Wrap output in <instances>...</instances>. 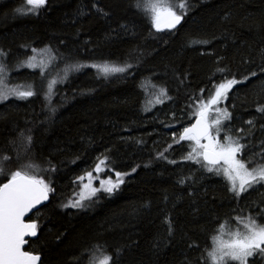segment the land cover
Listing matches in <instances>:
<instances>
[{
    "label": "trees",
    "instance_id": "trees-1",
    "mask_svg": "<svg viewBox=\"0 0 264 264\" xmlns=\"http://www.w3.org/2000/svg\"><path fill=\"white\" fill-rule=\"evenodd\" d=\"M135 3L47 0L38 15H21L16 9L26 8L25 0H0V49L8 53L6 75L13 85H31L37 93L0 103V156L13 157L9 170L28 162L46 169L48 161L56 168L51 174L37 172L46 181L50 178L56 189L31 217L39 229L27 250L40 255V264H77L78 260L89 264L86 250L97 243L114 255L119 250L117 264H205V248L210 249L220 222L227 220L235 229L238 225L232 217L256 216L264 208V186L234 198L222 176L181 162L190 142L173 144L172 139L194 121L189 119L188 105L195 103L191 98L199 97L201 88L207 97L212 84L221 82L218 67H226L229 71L224 75L235 74L238 79L256 71L257 77L230 92L227 107L233 120L227 123L235 135L238 128L247 130L245 121L254 119L255 134L245 156L260 151L264 119L255 109L258 102L264 103V0H189L190 11L172 32H156ZM192 40L210 42L192 44ZM46 47L58 50L61 57L46 69L47 79L38 69L16 67L32 55V48ZM103 61L134 67L107 80L91 68L70 72L65 82L57 80L54 85L52 106L57 111L49 119L44 97L53 75L62 76L66 63ZM151 87L166 88L171 99L151 106ZM21 131L33 138L27 153ZM169 144L173 148L165 155L177 164L156 158ZM105 155L108 167L131 173L120 189L111 196L98 193L82 209L61 207L78 192L76 178L92 171L97 158ZM189 176L192 179L178 183Z\"/></svg>",
    "mask_w": 264,
    "mask_h": 264
},
{
    "label": "snow or ice",
    "instance_id": "snow-or-ice-1",
    "mask_svg": "<svg viewBox=\"0 0 264 264\" xmlns=\"http://www.w3.org/2000/svg\"><path fill=\"white\" fill-rule=\"evenodd\" d=\"M46 3L47 0H25L27 7L18 8L16 12L21 15H38L39 9L43 8ZM134 6L142 12L145 19L150 21L156 32L165 29L169 32L178 30V25H181L191 9L189 0H179L178 3H172V0H136ZM93 7L96 6L93 5ZM96 10L107 15L101 8ZM209 42L207 40L191 41L192 44H207ZM57 51L50 47L32 48V55L28 56L27 60L19 61L16 67L25 66L33 69L39 67L41 77L47 79L46 69L51 67L52 61L61 59L57 55ZM39 54L48 56L49 63L47 65L43 56L37 60ZM7 57L8 53L0 49V103L9 99L10 96H15L18 99L35 96L37 93L32 90L31 85L27 86V90H22L23 85L8 87L6 82L8 66L5 63ZM133 67V64L127 62L122 66L109 61L92 64L66 63L59 82H65L70 72H79L84 68L95 69L98 77L107 80L116 74L128 73L129 69ZM228 71L226 67H218L216 72L221 74V82L212 84L213 90L208 92L207 97L204 96L205 89L201 88L199 97L191 98L195 103L188 105V108L192 110L189 119H194V123L184 126L182 131H176L172 139L173 144H181L183 141L190 142L188 144L190 151L181 158V162H191L207 173L222 176L227 183L228 191L238 199L256 185L264 186V141H261L259 152L246 157L245 150L249 148L251 137L255 134V120L245 121L249 126L247 130L243 127L238 128L236 134L233 135V127L231 123H227L233 120V113L227 106L220 107L223 102L229 100V93L233 92L236 86L245 85L252 78L257 77L258 73L251 71L248 75L238 79L235 74L231 78L224 75ZM261 73H264V68H261ZM209 79L211 80V77ZM57 82L56 78L49 80L48 90L44 97L46 107L51 114L49 119L54 117L57 111L52 106L54 85ZM165 99L170 100L171 97L168 95L167 89L161 87L155 102L162 104ZM231 107L234 109L235 104L233 103ZM255 110L264 119V103L258 102ZM173 117L175 118V113H173ZM166 126L173 127L172 125ZM260 127L264 129V124H261ZM19 135L24 141V151L27 153L31 149L33 138L31 134L25 136L23 131ZM173 144H169L164 151L159 152L156 158L166 160L169 164H177V160H169L165 155V152L173 148ZM254 157H258V159H254ZM12 159L13 157L7 154L0 156V178H2L0 179V264H39L41 257L25 250V245L29 244L26 237H37L39 225L36 221L31 220V217H29V222H26L25 217L29 213H33L34 209L36 210L34 215L39 213L38 206L48 201L50 193L56 191L51 184V179L46 181L37 172L51 174L56 171V168L51 164V161H48L46 169L28 162L20 163L16 170H9L7 165L12 162ZM15 159L18 162L21 160L19 153L16 154ZM108 160L106 155L102 159L98 157V162L92 171H86L84 175L78 176L74 183L80 184V194L67 203H62L61 207L82 209L85 207L84 201H91L98 193L102 192L111 196L117 192L125 183V176L131 175V173L114 171L108 167ZM105 171H114L115 178L113 179L112 175L101 178L100 174ZM131 172H136V168H132ZM93 173L96 175L94 176ZM186 179L190 180L192 177H185L178 183L184 184ZM96 181H99L98 187L93 186ZM85 189L88 190L87 195H84ZM189 194L191 195V193ZM231 219L238 227L231 228L227 220L218 224L215 234L211 238L210 249L205 248V264H264V223L260 222L264 220V208L260 209L256 216L237 215ZM167 223L168 234L172 236L174 234L172 221L169 219ZM189 247H193V245L190 244ZM86 251L90 252L89 264H117L116 257L119 255V250L114 255L107 251L106 245L97 243L92 246V250ZM96 253H100L101 258L96 259ZM77 264H79V260Z\"/></svg>",
    "mask_w": 264,
    "mask_h": 264
},
{
    "label": "rangeland",
    "instance_id": "rangeland-1",
    "mask_svg": "<svg viewBox=\"0 0 264 264\" xmlns=\"http://www.w3.org/2000/svg\"><path fill=\"white\" fill-rule=\"evenodd\" d=\"M41 56H43L44 62H45V64L47 65V64L49 63V58H48V56H47L46 54H39V55L37 56V60L41 59ZM35 69H38V70L41 71V69H40L39 67H37V68H35ZM7 72H8V71H7ZM53 72H55V71L53 70ZM53 72H51V73H53ZM60 77H61V76H60V73H57V74H54V75H53V78H56L57 80H59ZM6 82H7V85H8L9 88H12V87L15 86V85H13L14 83H12V82L10 81V78L7 77V75H6ZM18 85H23L24 88H23L22 90H27V86H26V85L21 84V83H16V86H18ZM159 89H160L159 87H151L150 90L148 91V100H149L150 105L153 106V107L157 105V103H156L155 101H156V97H157L158 94H159ZM229 94H230V93H229ZM12 97H15V96H10L9 98H12ZM15 98H16V97H15ZM164 101H165V100H164ZM225 106H227V101L223 102V103L220 105V107H225ZM222 136H223V134H222ZM105 173H106V171H105V172H102V173L100 174V175H101V178H106V177L108 176V175H105ZM93 175L95 176L96 174L93 173ZM112 176H113V179H114V178H115V177H114V173L112 174ZM85 183H87V180H85ZM79 186H80V184H79ZM93 186L98 187V186H99V181H96L95 184H94ZM256 186H258V185H256ZM256 186H255V187H256ZM80 192H81V186L79 187V190H78V192L76 193V195L74 196V198H76V197L80 194ZM87 194H88V190L85 189V190H84V195H87ZM74 198H73V199H74ZM87 201H89V200H85L84 203L86 204ZM237 227H238V226H237Z\"/></svg>",
    "mask_w": 264,
    "mask_h": 264
},
{
    "label": "water",
    "instance_id": "water-1",
    "mask_svg": "<svg viewBox=\"0 0 264 264\" xmlns=\"http://www.w3.org/2000/svg\"><path fill=\"white\" fill-rule=\"evenodd\" d=\"M182 22H183V21H182ZM181 24H182V23H181ZM179 26H180V25H178V27H179ZM165 30H167V29H165ZM192 123H194V121H193ZM6 182H7V181H6ZM49 201H50V195H49V200L46 201V202H44L43 205H39L38 208L40 209L42 206H44L45 204H47ZM35 212H36V210L34 209V210H33V213H35ZM33 213H29V215L25 217V221H26V222H29V217H32ZM31 220H33V219H31ZM34 238H36V237H26L27 240L34 239ZM27 246H28V245H25V250H27ZM27 251H28V250H27ZM32 253H33V252H32ZM33 254H36V253H33ZM36 255H38V254H36ZM39 256H40V255H39ZM39 264H40V262H39Z\"/></svg>",
    "mask_w": 264,
    "mask_h": 264
}]
</instances>
